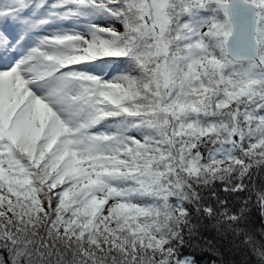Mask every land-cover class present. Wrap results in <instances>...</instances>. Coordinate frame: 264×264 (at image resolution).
Wrapping results in <instances>:
<instances>
[{
  "label": "snow or ice",
  "instance_id": "1",
  "mask_svg": "<svg viewBox=\"0 0 264 264\" xmlns=\"http://www.w3.org/2000/svg\"><path fill=\"white\" fill-rule=\"evenodd\" d=\"M252 207L264 0H0V264H264Z\"/></svg>",
  "mask_w": 264,
  "mask_h": 264
},
{
  "label": "trees",
  "instance_id": "2",
  "mask_svg": "<svg viewBox=\"0 0 264 264\" xmlns=\"http://www.w3.org/2000/svg\"><path fill=\"white\" fill-rule=\"evenodd\" d=\"M222 188L223 185L217 181L214 185L203 188L201 194L209 202H215L217 196L220 199L228 198L230 205L242 202L241 198L235 195L229 197ZM249 211L252 226L259 232L264 226V216L256 207L250 208ZM206 223L209 224V228L204 231V238L193 240L191 246L184 249L186 253L194 257L196 264H245V255L232 247L230 236L218 234L216 229L211 227L210 221ZM252 259L254 260V258Z\"/></svg>",
  "mask_w": 264,
  "mask_h": 264
}]
</instances>
